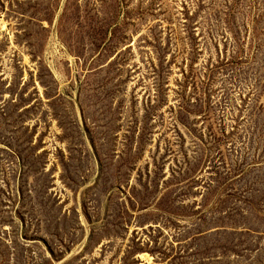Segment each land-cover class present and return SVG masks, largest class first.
Returning <instances> with one entry per match:
<instances>
[{
  "label": "rangeland",
  "instance_id": "rangeland-1",
  "mask_svg": "<svg viewBox=\"0 0 264 264\" xmlns=\"http://www.w3.org/2000/svg\"><path fill=\"white\" fill-rule=\"evenodd\" d=\"M0 264H264V0H0Z\"/></svg>",
  "mask_w": 264,
  "mask_h": 264
}]
</instances>
